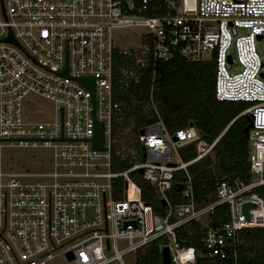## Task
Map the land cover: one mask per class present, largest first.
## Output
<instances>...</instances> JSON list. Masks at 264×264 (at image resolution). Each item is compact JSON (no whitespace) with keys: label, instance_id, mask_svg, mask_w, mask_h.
I'll list each match as a JSON object with an SVG mask.
<instances>
[{"label":"built area","instance_id":"built-area-1","mask_svg":"<svg viewBox=\"0 0 264 264\" xmlns=\"http://www.w3.org/2000/svg\"><path fill=\"white\" fill-rule=\"evenodd\" d=\"M165 9L151 0H0V264H111L130 253L144 264L140 255L159 238L171 264H238L241 254L254 255L255 243L243 240L264 232L255 193L264 186V61L256 50L264 0H165ZM135 27L144 29L139 48L116 46L114 31ZM174 57L213 60L214 98L245 103L238 117L251 123L249 182H218L215 202L202 207L187 167L209 156L224 131L208 144L193 127L166 128L154 83ZM38 100L52 104L50 118L39 117ZM95 123L102 150L93 147ZM189 146L195 157L183 162L180 150ZM7 147L49 150V169L5 170ZM113 158L132 165L114 172ZM133 172L165 202L164 216L141 199ZM173 184L185 203L169 202ZM220 205L226 219L205 224L200 250L177 242V230Z\"/></svg>","mask_w":264,"mask_h":264},{"label":"trees","instance_id":"trees-1","mask_svg":"<svg viewBox=\"0 0 264 264\" xmlns=\"http://www.w3.org/2000/svg\"><path fill=\"white\" fill-rule=\"evenodd\" d=\"M159 13L166 12L165 0H151ZM156 100L167 129L175 131L189 127L200 134V137L211 144L223 131V135L215 144L209 156L190 164L187 167L193 184L195 201L199 207L215 202V187L220 181L249 182V152L247 137L243 129L248 124L245 116H239L246 108L245 103L219 102L214 98V62L213 60L188 61L174 57L159 66L158 76L154 83ZM136 128L141 126L140 120L134 118ZM150 122V121H149ZM136 133L133 134V137ZM183 162L195 157L192 146L180 150ZM132 163L129 160L113 158L112 170L122 172ZM131 180L139 187L141 199L151 205L153 213L164 216L166 209L156 195L150 183L146 182L139 172L131 174ZM178 180H184L183 172L176 175ZM114 197L121 199L122 180L113 182ZM264 202V186L255 190ZM172 205L183 204L185 199L180 195V186L173 184L167 193ZM228 208L220 205L214 208L205 221H193L176 231V240L183 247L201 249L200 240L208 226L222 224L227 216ZM264 240V232L259 235ZM255 241L253 256L241 254L238 264H264V241ZM166 245L164 238L157 239L140 255L144 264H160L161 255L158 245ZM247 252L250 251L247 248Z\"/></svg>","mask_w":264,"mask_h":264},{"label":"rangeland","instance_id":"rangeland-1","mask_svg":"<svg viewBox=\"0 0 264 264\" xmlns=\"http://www.w3.org/2000/svg\"><path fill=\"white\" fill-rule=\"evenodd\" d=\"M144 29L125 28L114 31L115 44L119 48H134L137 49L140 46V34ZM256 50L259 56L264 61V39L256 44ZM237 66H229V69L234 71ZM36 109L41 114L39 117L50 118L53 111V106L50 102L44 100H38L36 102ZM50 156L49 150L41 147L23 148V147H7L2 150V161L5 170L17 171V172H34L40 173L49 169L48 158ZM173 161L175 157H173ZM205 221V220H203ZM206 223V221H205ZM169 248L172 250V246L169 243ZM52 264H68L63 259H59ZM111 264H135L134 256L132 253L125 255L121 261H115Z\"/></svg>","mask_w":264,"mask_h":264},{"label":"water","instance_id":"water-1","mask_svg":"<svg viewBox=\"0 0 264 264\" xmlns=\"http://www.w3.org/2000/svg\"><path fill=\"white\" fill-rule=\"evenodd\" d=\"M260 39V37L258 38ZM8 41H13V39H11V37L8 39ZM80 82L84 83L87 86L93 87V81L92 80H80ZM247 119V118H246ZM189 127L192 128L193 125L190 123ZM251 127V123L248 120V124L245 126V128L243 129V134L246 137L248 134V130ZM140 133H142V131H140ZM174 139V138H173ZM93 147L95 149L98 150H102L103 149V132H102V125L99 123H95V131H94V138H93ZM140 173L143 172V170H139ZM163 205H165V202L162 201ZM247 209V206L244 207V210ZM256 241L255 237H250V238H245L243 240V244L246 246H250L253 245ZM72 256L71 254H68V260H71ZM161 264H171V258H170V254H169V250L167 247H164L162 249V254H161Z\"/></svg>","mask_w":264,"mask_h":264},{"label":"crops","instance_id":"crops-1","mask_svg":"<svg viewBox=\"0 0 264 264\" xmlns=\"http://www.w3.org/2000/svg\"><path fill=\"white\" fill-rule=\"evenodd\" d=\"M263 241V240H262ZM251 246V245H250Z\"/></svg>","mask_w":264,"mask_h":264}]
</instances>
